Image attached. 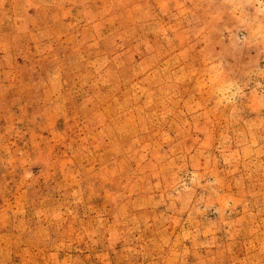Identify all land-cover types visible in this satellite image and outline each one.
<instances>
[{"label":"rangeland","instance_id":"obj_1","mask_svg":"<svg viewBox=\"0 0 264 264\" xmlns=\"http://www.w3.org/2000/svg\"><path fill=\"white\" fill-rule=\"evenodd\" d=\"M0 264H264V0H0Z\"/></svg>","mask_w":264,"mask_h":264}]
</instances>
